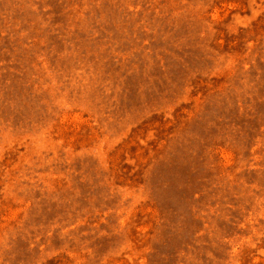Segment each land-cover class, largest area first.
Segmentation results:
<instances>
[{"label": "rangeland", "instance_id": "obj_1", "mask_svg": "<svg viewBox=\"0 0 264 264\" xmlns=\"http://www.w3.org/2000/svg\"><path fill=\"white\" fill-rule=\"evenodd\" d=\"M0 264H264V0H0Z\"/></svg>", "mask_w": 264, "mask_h": 264}]
</instances>
